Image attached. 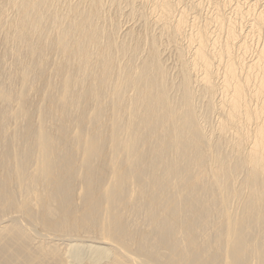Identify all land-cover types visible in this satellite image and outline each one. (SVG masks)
<instances>
[{
  "label": "bare ground",
  "instance_id": "1",
  "mask_svg": "<svg viewBox=\"0 0 264 264\" xmlns=\"http://www.w3.org/2000/svg\"><path fill=\"white\" fill-rule=\"evenodd\" d=\"M122 1L0 0V264H264L263 4Z\"/></svg>",
  "mask_w": 264,
  "mask_h": 264
},
{
  "label": "rangeland",
  "instance_id": "2",
  "mask_svg": "<svg viewBox=\"0 0 264 264\" xmlns=\"http://www.w3.org/2000/svg\"><path fill=\"white\" fill-rule=\"evenodd\" d=\"M189 1H190V0H188V1L185 0L184 2H186V4H187ZM245 1H246V0H242V6H245V5H246V7H247V4H248V3H247V2L244 3ZM247 1H248V0H247ZM253 1H255V0H251V1H249V2H252V3H253ZM260 1H261V3L259 2V4H260V5L263 4V6H261L259 9H261V8L263 9V7H264V0H260ZM192 2H193V5H194L195 2H194L193 0H192ZM192 2L190 1V3H192ZM205 2H206V3H205ZM207 2H208V0H203V3H202V4H203V7H204V8L202 7V8H203L202 11H204V12H202V13L200 12L202 15L199 13V11H198L197 13H195V12H196V11H195V8L192 9V6H188V9H191L190 12H192V14H191V18H190V21L193 20V15H194V14H195L194 16L197 15V17L199 18V21H200V22L202 21L203 17H204L203 20H205V21H203V22H206V20L208 21V19L211 17L210 15H212L211 13H212L213 11H212V7H211V6H210L211 8H209V5H210V4H209V2H208V3H207ZM122 3H123V4H124V3L127 4L128 2L126 3V1L124 0V2L122 1ZM243 3H244V5H243ZM123 4H121V5H122V6H121L122 8L120 7L122 10L120 9V11H119V12L122 11V13H119V12H118V15H121V14L124 13L123 15H124V17H125V15H127V14L129 15L130 11H129V8H128L125 4H124V5H123ZM138 4H139V6L142 5V6H140L142 12H147L146 10H143V9H146V8H145L146 6H145L143 3H138ZM186 4L184 3V6H185ZM208 4H209V5H208ZM187 5H189V4H187ZM190 5H192V4H190ZM207 5H208V6H207ZM260 5H259V6H260ZM144 6H145V7H144ZM194 6H196V4H195ZM194 6H193V7H194ZM201 6H202V5H201ZM125 7H127V8H125ZM142 7H144V8L142 9ZM189 7H190V8H189ZM123 8H124V9H123ZM202 8H201V9H202ZM208 8H209V9H208ZM244 8H245V7H244ZM204 9H206V10L208 9V13H209L210 15H209V14L207 13V11L204 10ZM113 10H115V9H113ZM139 10H140V8H139ZM209 10H210V12H209ZM116 11H117V10H116ZM124 11H125V12H124ZM200 11H201V10H200ZM231 12H232V11H229V10H228V12H227V15H228L229 18H230L231 16L234 17V15L237 16L234 12H232V14L234 13V14L232 15ZM228 13H229V14H228ZM206 14H207V18H208V19L205 18V17H206ZM123 15L119 16V18H120V17H121V18H124ZM200 15L202 16V19H201V16H200ZM208 15H209V17H208ZM230 15H231V16H230ZM233 17H232V19H234V18L237 19L236 17H234V18H233ZM125 18H126V17H125ZM127 19L130 20V17L127 16L126 20H127ZM235 19H234V20H235ZM124 20H125V19H124ZM128 20L123 22V19H121V20H120V23L123 22V25H125V23H127ZM131 20H132V21H131L132 23H131V25H128V27H131L132 25L134 26V25L137 24V22H138V19H135V21H137V22H135L132 18H131ZM134 22H135V23H134ZM203 22H202V23H203ZM127 24H130V23H127ZM125 26H127V25H125ZM125 26H124V27H125ZM120 27H121V29L123 30L124 27H122L121 24H120ZM128 27H125L126 30H125V28H124L123 31L121 30V31H122V35H123V32L125 33V32L127 31V28H128ZM263 35H264V34H263ZM262 37H263V36H262ZM262 37H261L260 44H261V42L264 43V42H263L264 39H262ZM254 38H255V37H254ZM254 38H253V37H252V38H251V37L249 38V40H250V44L252 43V45H251V46H252V47H251L252 57H253V54L255 53V50H254V49H256V47H257V43H256V42H258L257 39L255 38V39H256V40H255ZM258 40H259V39H258ZM255 41H256V42H255ZM253 42H255V43H253ZM183 43L185 44V41H184ZM255 44H256V45H255ZM253 45H255L256 47H255V46L253 47ZM253 48H254V49H253ZM252 49H253V50H252ZM167 53L170 55V52L167 51L166 54L163 53V54H164L163 57L168 56ZM165 55H166V56H165ZM250 55H251V54H250ZM250 57H251V56H250ZM168 63H169V62H167V64H168ZM169 65L171 66V62H170ZM172 69H173V68L171 67L170 72H171ZM172 72H173V71H172ZM172 72H171V74H172ZM173 74H174V73H173ZM173 74H172V75H173ZM198 97H199V98H198ZM198 97H197V99H198L199 101L196 100V104H197V105H198L197 102L200 103V101L202 100V98H200V96H198ZM202 104H203L205 107H204V106L201 107L200 105H202ZM197 107H198V109H200V107L202 108V109L199 110V111L205 112V113L200 112L201 115H204L203 117H205V115H206L207 117H209V119L207 118V120H205V119L202 117V119L205 120V121H204V120L201 119L202 121L205 122V123H203V122L201 121V122L203 123V125H205V124H207V123L209 122L210 124H208V125L211 126L210 128H213V127H214L213 125H216L215 123H217V120H218V115L216 114V112H214L215 114H214V116H213V115H212L213 112H210V111H208L207 109H205V108H206V105H205V103H203V100L201 101V103H200ZM203 108H204L206 111H204ZM207 112H209V114H208ZM211 113H212V114H211ZM207 114H208V115H207ZM210 114H211L212 117H210ZM215 116H216V117H215ZM213 117H215V118L213 119L214 121H216L215 123H211V121H210L211 118H213ZM206 121H207V122H206ZM214 121H213V122H214ZM206 126H207V125H205V127H206ZM206 128H209V127L207 126ZM207 130H210V129H207ZM242 176H243V175H242ZM239 179L242 180L243 177H241V178H239ZM241 180H239V181H241ZM239 181H238L237 185L239 184ZM240 183H241V182H240ZM236 204H237V203L234 204L233 210H235L234 208L237 207ZM235 205H236V206H235ZM8 221H9V220H8ZM8 223H13V222L11 221V222H8ZM32 227H34V226H32ZM38 228H39V227H36L35 229L33 228V230H31V231H32L31 233L33 234L32 236H35V237H34L35 239H36V236H37V239H36V240H41V239H42V240H46L48 243H50V242L52 241V243H55V244L57 243V244H59V247H62V248H64L67 244H69V246H74V245H75V246H79V247L82 245V243L80 242L81 240L78 242V241H77L78 239H73V240H75V241L72 240L73 242H70V241H69L70 239H66L67 237H65V239H66L67 242H66L64 239H60V237H54L55 239L57 238V240H54V238L51 239L50 237L46 236V232H44L43 229H41V228L38 229ZM37 229H38V230H37ZM37 231H38V232H37ZM42 231H43V233H42ZM33 232H35V233H33ZM36 234H37V235H36ZM43 234H45L44 236H46L47 238H46V237H43ZM41 237H42V238H41ZM59 239H60V240H59ZM60 241H61V242H60ZM69 242H70V243H69ZM64 243H65L66 245H65ZM77 243H79V244H77ZM63 244H64V245H63ZM85 244H86V245H93V246H101L102 248H104V247L107 248V247H108V245H100V244H95V243H93V242H92V243H91V242H86ZM63 246H64V247H63ZM67 246H68V245H67ZM82 248H83V247H82ZM82 248H81V249H82Z\"/></svg>",
  "mask_w": 264,
  "mask_h": 264
}]
</instances>
